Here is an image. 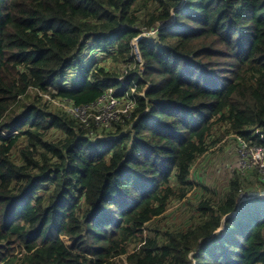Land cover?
<instances>
[{
    "label": "trees",
    "instance_id": "trees-1",
    "mask_svg": "<svg viewBox=\"0 0 264 264\" xmlns=\"http://www.w3.org/2000/svg\"><path fill=\"white\" fill-rule=\"evenodd\" d=\"M133 86L127 125L44 96ZM227 132L264 148V0H0V264H264V198L239 202L237 170L196 224L152 225Z\"/></svg>",
    "mask_w": 264,
    "mask_h": 264
},
{
    "label": "rangeland",
    "instance_id": "rangeland-1",
    "mask_svg": "<svg viewBox=\"0 0 264 264\" xmlns=\"http://www.w3.org/2000/svg\"><path fill=\"white\" fill-rule=\"evenodd\" d=\"M145 31H142L144 32L143 36L153 34L151 31ZM103 64L119 66V64H111V62H104ZM27 100L29 101V98ZM219 129H228V125L224 124ZM237 136L238 134L234 132L223 134L219 142L211 145L210 149L196 160L189 177L193 182V190L185 199L173 201L164 215L152 222L153 227L157 226L162 230L185 231L190 225L196 224L200 216L199 203L205 198L220 202L228 188L229 180L235 175L236 170L241 173L245 181L243 194L263 193L264 186L260 183H264V162H260L258 166H250L248 163H245L244 166L240 164L241 143L239 145ZM49 137L57 139L59 135L52 132ZM251 146L255 145L251 144ZM147 233L148 231L144 232V237Z\"/></svg>",
    "mask_w": 264,
    "mask_h": 264
},
{
    "label": "built area",
    "instance_id": "built-area-1",
    "mask_svg": "<svg viewBox=\"0 0 264 264\" xmlns=\"http://www.w3.org/2000/svg\"><path fill=\"white\" fill-rule=\"evenodd\" d=\"M123 103L124 102L114 95L113 89H110L106 95L99 99L96 104V108L93 109L95 111L89 112L90 107H66L69 112H71L74 116L81 118L87 125L90 124V117L95 118L97 125H102L119 118L120 113L127 112L129 110L131 104L127 103L124 108H121L120 106H122ZM238 140L239 145L241 143V150L239 151L240 164H243L244 166L245 163H248L250 166H257L260 162H264V148L251 146L252 143H247V141L240 136L238 137ZM260 168L262 169V167Z\"/></svg>",
    "mask_w": 264,
    "mask_h": 264
},
{
    "label": "clouds",
    "instance_id": "clouds-1",
    "mask_svg": "<svg viewBox=\"0 0 264 264\" xmlns=\"http://www.w3.org/2000/svg\"><path fill=\"white\" fill-rule=\"evenodd\" d=\"M173 20V17L170 19V21L169 22H171ZM168 22V23H169ZM167 22H160L159 23V26H163V25H166V24H168ZM157 28L156 29H150V30H146L145 32H149V31H151V33H153V34H150V35H154L157 31ZM143 33L144 32H142L138 37H136L133 41H132V45H133V47H134V52H135V54H136V56H137V60H138V62L142 65L143 64V60H142V57H141V55H140V53H139V48H138V43H139V41L142 39V38H144L145 36H143ZM137 86H133L132 88H131V90H130V92H131V94H133V99H130V98H128V100L126 99V100H122V99H120L122 102H124L125 103V105H124V103L122 104V106H120L121 108H124V106H126V104L127 103H129V104H131V107L129 108V110L127 111V112H123V113H120V116H119V118H116V119H114V121H123V124L125 123V121L124 120H126V118L127 119H130V116H131V111H132V109L136 106V95L134 96V94H138V95H140V96H144V90H142L141 92H137ZM110 91V89L106 92V94L108 93ZM113 93H114V89H113ZM41 95H43L42 93H40ZM105 94V95H106ZM131 94H130V96H131ZM126 96L128 95L127 93L125 94ZM44 96H45V98H47V99H50L54 104H56V102H58V104H56V105H58V106H60V107H63L70 115H72L73 117H75V118H77V119H79V120H81L85 125H87L81 118H78V117H76V116H74L71 112H69L68 111V109H67V107L66 106H73V107H90V110H89V112H91V111H95V110H93L94 108H96V104L98 103V101H99V99L101 98H99L98 100H97V102H95V103H93L92 105H89V106H75L74 105V103L73 102H71V101H69V100H67L66 102L65 101H60V100H53V99H51V97L49 96V95H47V94H44ZM104 96V95H103ZM117 97V96H116ZM118 98V97H117ZM92 119H94V121H95V118L94 117H90V120H92ZM113 121V120H112ZM112 121H110L109 123H107V124H102V125H98V126H103V125H106V126H111L112 124ZM91 122V121H90ZM95 123H96V121H95ZM90 125V124H89ZM89 125H87V126H89ZM96 125H97V123H96ZM124 125H127V124H124ZM238 137L239 136H237V139H238ZM239 141V140H238ZM258 166V165H257ZM262 186H264V185H262ZM259 192H256V193H248V194H243V191H242V193H241V195H240V198H239V202L240 201H242V200H245V199H247V198H250V197H261V198H264V190H263V193L262 194H258Z\"/></svg>",
    "mask_w": 264,
    "mask_h": 264
}]
</instances>
